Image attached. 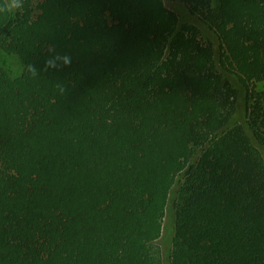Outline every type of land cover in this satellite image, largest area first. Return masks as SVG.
<instances>
[{
	"label": "trees",
	"instance_id": "obj_1",
	"mask_svg": "<svg viewBox=\"0 0 264 264\" xmlns=\"http://www.w3.org/2000/svg\"><path fill=\"white\" fill-rule=\"evenodd\" d=\"M0 50V264H264V0H0Z\"/></svg>",
	"mask_w": 264,
	"mask_h": 264
},
{
	"label": "rangeland",
	"instance_id": "obj_2",
	"mask_svg": "<svg viewBox=\"0 0 264 264\" xmlns=\"http://www.w3.org/2000/svg\"><path fill=\"white\" fill-rule=\"evenodd\" d=\"M0 63L5 68H7L13 75L19 74L23 69V63L17 56L6 54L2 50H0ZM168 221H166V229H165L164 237L162 238L163 242L161 241L166 249H168L169 246H171V241L169 240L171 236V233L169 231L170 226H167Z\"/></svg>",
	"mask_w": 264,
	"mask_h": 264
}]
</instances>
